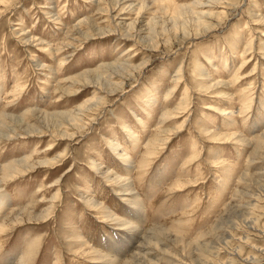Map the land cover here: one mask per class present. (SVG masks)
<instances>
[{"label": "rangeland", "instance_id": "1", "mask_svg": "<svg viewBox=\"0 0 264 264\" xmlns=\"http://www.w3.org/2000/svg\"><path fill=\"white\" fill-rule=\"evenodd\" d=\"M192 1L0 0V117L24 122L0 125V166L32 163L0 185V264H99L100 252L121 263L136 246L115 225L123 217L140 220L141 232L165 229L140 243L152 264H264V22L252 17L264 18V0L202 6L214 28L195 35L186 24V39L173 5ZM111 64L124 67L102 68ZM98 69L99 83L79 77ZM219 81L232 84L204 91ZM221 91L232 99L215 98ZM179 103L184 112L162 123ZM215 107L236 124L226 128ZM69 115L77 126L58 128ZM181 125L156 147L159 126L167 134ZM235 132L247 146L212 138ZM119 176L133 196L118 195Z\"/></svg>", "mask_w": 264, "mask_h": 264}, {"label": "bare ground", "instance_id": "2", "mask_svg": "<svg viewBox=\"0 0 264 264\" xmlns=\"http://www.w3.org/2000/svg\"><path fill=\"white\" fill-rule=\"evenodd\" d=\"M217 1H219V0H194V1H192L191 3H189V4H186V5H173L174 7H173V11H174V16H176V18L174 19V21H172L173 22V26L175 27V25L176 24H178V23H176V21H178V18H182V22H181V27H182V31H183V38H186V39H188L189 37H190V32H189V29L187 30V27H186V24L188 25V26H192L191 28L193 29V31L195 32V35H197V34H200L201 32H203V31H205V30H210V29H213L214 28V25H213V22H209V21H207V20H209V19H207V20H204V19H206L205 17L207 16V15H210V13H207V12H201V11H198L199 9H200V7H202V6H205V7H210V4H212V6L213 5H215L216 3H217ZM139 4H145V2H143V3H139ZM141 8H143V7H141ZM140 8V9H141ZM188 12V16H189V18H186V19H184V17H183V15L184 14H186ZM185 16V15H184ZM212 17H214V19L217 21H219V20H222V19H224V17H225V13H223V11L222 12H217L216 14H213V15H211ZM185 17H187V16H185ZM211 17V18H212ZM253 18H256V19H258L259 20V23H263L264 22V18H260V16H258L259 18H257L256 16H252ZM210 18V19H211ZM154 18H152V19H150V20H148V22H147V24L149 25V28H148V33H150V41L152 42V43H154V41H153V38L155 37V36H157V30H156V27H155V23H154V20H153ZM176 20V21H175ZM171 22V23H172ZM80 24V23H79ZM172 25V24H171ZM130 28L133 30V27L132 26H130ZM79 29H81V28H79ZM82 31V30H81ZM88 31H90V29L88 30ZM80 35L81 36H83V37H86L87 35H90L89 33H84V34H82V33H80ZM127 38V37H126ZM244 54H246V51L244 52ZM105 65V64H104ZM101 67H102V65H101ZM117 67H119V68H123L124 66H117V64H111V65H106V66H103L102 68H104V69H110V70H112L113 72H116V70H117ZM101 68V69H102ZM96 72V71H95ZM101 72V71H100ZM202 73H204L205 74V70L204 71H202ZM203 74V75H204ZM89 75H93V76H95V78H96V82L97 83H99L100 81H101V78H102V76L100 75V73H99V69L97 70V72L95 73V74H92V72H87V74H82L81 76H79L80 78H87ZM206 75V74H205ZM114 76H116V75H114V73H112V74H110V75H108V77H107V80H110L111 78H114ZM176 76H178V81L177 82H179V80L182 78V75H181V72L179 71H176V73H175V77ZM181 77V78H180ZM205 78V79H204ZM204 78H197V81H199V79H204V80H207L206 79V77H204ZM113 80V79H112ZM203 80V81H204ZM232 83H230V81L229 82H227V83H225L224 81H219V82H217L215 85H209L208 84V87H206L207 89H205L204 91H206V92H208V91H210V90H219V88H222V87H224V88H227L228 86L227 85H231ZM205 88V87H204ZM203 88V89H204ZM215 94V93H214ZM216 96H219V97H216L215 96V98H217V99H223L222 97H224V98H226V99H228V100H231L232 98H231V95H224V93L221 91V92H219V93H217V94H215ZM212 97H214V96H212ZM182 104V103H181ZM181 104L179 103V106H176L177 108H176V110H174V112L173 111H171V112H169V111H167L166 113H164L165 115L164 116H162V123L163 122H167L168 121V119L169 118H171V117H173V116H176V114H173V113H176V111H180V110H182L183 108L181 107ZM183 106V105H182ZM213 111L216 113V115H220V114H222V113H224L225 115H227V119H226V121L228 122L227 123V125L225 126L226 128H232L231 127V125H235L236 124V122H234V118L232 117V112H229V111H222V109H221V107L220 108H218V107H215L214 109H213ZM183 112H184V109H183ZM69 118H70V120H69V123H61L60 121L58 122V121H55V123H56V125H57V127L59 128L60 126H64V124H67L68 125V127H72V125L74 124V125H76L77 126V123L78 122H76V119H75V117H74V115L73 116H71V115H69ZM7 120H10L11 121V123L12 124H19L20 126L22 125V123H24L23 121H21L20 119H17V118H13V117H9V116H1L0 117V125H2L3 127H5L6 129H10V128H12V126H10L9 128H8V122H7ZM159 125L161 126L162 124L160 123V121H159ZM159 126V128H157L158 129V131H157V134L156 135H159L161 138L159 139V140H156L155 139V144L157 145L156 147H160V146H162L163 144H167L166 142H168V140H169V136L170 135H173V134H175V132L176 131H178V130H180V129H182V126L183 125H181L180 127H177L176 128V130L175 131H173V130H171V131H169L167 134L165 133V131L163 130V129H161V127ZM68 129V128H67ZM67 129H65V130H67ZM7 130H5L4 128H0V133H3V132H6ZM36 132V129L34 128V127H27V129H26V133L28 134V135H30V134H36L35 133ZM60 134H61V136H67V133L66 132H64V131H58ZM241 136V135H240ZM212 138H213V140H215L216 142H218V143H221L223 140H226V141H233V142H235L236 141V144H239V145H248V143H247V140L244 138V139H242V138H240L238 135H236V132L234 133V134H232V135H226V134H224V133H220V135L219 134H214V135H212ZM259 138L261 139V140H264V133H262L261 135H259ZM150 145L151 144H149L148 145V147H150ZM118 147V146H117ZM148 152V151H147ZM148 155L149 156H151L152 154L151 153H148ZM126 159V158H125ZM211 162V164L212 163H214V161H210ZM32 163H30L29 162V160L28 159H21V160H16V162H13V163H11V164H7V165H4V166H0V185H2V179H9L10 178V176H11V178H12V176L13 175H20L21 174V171L22 170H24V169H26V170H30L31 169V165ZM42 164H44V163H42ZM46 164V163H45ZM210 164V163H209ZM94 167H97V165H94ZM20 169H22V170H20ZM102 169V168H101ZM99 172H103V171H101V170H99ZM104 172H105V174L104 175H106V177H108L109 179L111 178V175L110 174H108L107 173V170H104ZM103 172V173H104ZM120 177V176H119ZM246 177V174H244L243 175V177L242 178H245ZM118 178V177H117ZM121 178V177H120ZM241 178V179H242ZM125 180H127V178H124ZM113 180V179H112ZM112 182V184L115 186V188L117 189V191H119L118 192V195L119 194H122V195H125V196H133V189L131 188V183H128V181H126V182H124V180H122V178L121 179H114L113 181H111ZM220 182V181H219ZM254 184H260V183H262V182H260V181H257V182H253ZM180 184H182V183H178V185H180ZM114 188V189H115ZM0 195H2V194H0ZM0 198H1V196H0ZM56 199V195L55 196H53L52 197V200H55ZM126 201H128V200H126ZM132 202V201H131ZM134 203H135V201H134ZM133 202H132V205L134 204ZM138 202H136L135 203V205H133V207H136L138 204H137ZM86 204L90 207V206H92L93 205V203H92V201L91 200H89V199H87L86 198ZM231 205V204H230ZM1 206H3V201L1 202V200H0V207ZM95 206V205H94ZM236 207H238V205L236 206ZM227 208H231V206H228ZM233 209H232V211L233 212H235L236 210H237V208H235V207H232ZM234 209H236V210H234ZM49 210H50V208L49 209H47V211L45 212V214H40L39 216H40V218H43V219H47V217L49 216V214H48V212H49ZM99 210V209H98ZM228 210V209H227ZM11 212H13V211H11ZM103 212V211H102ZM141 211H139L138 209H136L135 208V210H134V212H133V216H139V214H141L140 213ZM15 213H16V211H15ZM14 216V212L10 215V216ZM26 216H27V221H32V219L34 218V216H31L30 214H25ZM112 215V214H111ZM130 216V215H129ZM15 218L13 219V221H17L18 220V223L20 222V223H22L23 221L22 220H19V217H18V213H17V217L16 216H14ZM105 217L106 218H109L110 220L112 219V216H110L109 214H105ZM141 217V216H140ZM35 218H37L38 219V217H35ZM223 218V217H222ZM117 219V218H116ZM126 218H122V220H120V221H114L115 222V225H117L118 227L119 226H122L123 227V229L124 230H129L130 229V232L131 233H129V234H134L133 236H132V238H133V240H134V245H136V246H134V251L129 255V257L125 260V261H122L121 263H119V262H117L116 261V259L114 260V259H112L110 256H107V257H105V256H101V255H99L100 253H96V256H94L93 257V259H95V261H97L99 264H130L131 262L130 261H133V262H135L136 263V261L138 262V264H146V262H148V264H152L151 263V259H148L147 257H146V255H147V253L145 252L146 251V247H145V250H144V253L141 255L140 254V252L142 251V247L140 246V243L141 242H144L146 245H150V241L151 240H153V239H157V235H159V234H161V235H165V229L163 230L162 228H159V227H150L146 232H141V231H139L138 230V228H139V226L138 225H140L141 224V221L139 220V222L138 221H136L135 220V223L136 224H133V223H131V221H128V220H125ZM138 220V219H137ZM141 220H142V218H141ZM111 221H113V220H111ZM143 221V220H142ZM17 223V224H18ZM4 225V224H3ZM3 225H1V226H3ZM121 227V228H122ZM126 231V232H127ZM112 236V235H111ZM115 237V236H114ZM121 238V237H120ZM127 238V237H126ZM114 240V239H113ZM116 242V241H115ZM124 242V241H123ZM119 243V242H118ZM113 245V244H112ZM128 245V244H127ZM117 247V246H116ZM125 248L127 247V246H124ZM123 247V248H124ZM120 248H121V246H120ZM119 248V249H120ZM129 248H131V247H129ZM111 249V248H110ZM89 250V249H88ZM91 250V249H90ZM90 250L89 251H87V253H86V250H85V253H86V255H94V253L95 252H90ZM101 250H102V248H101ZM115 250H117V249H115ZM126 249H124V251H125ZM109 251V250H108ZM118 251V250H117ZM122 251V250H121ZM110 253V252H109ZM103 255H105V253H103ZM108 255V254H107ZM118 257V256H117ZM18 264H25V261H24V259L23 258H21L20 260H19V262H18ZM131 264H134V263H131Z\"/></svg>", "mask_w": 264, "mask_h": 264}]
</instances>
